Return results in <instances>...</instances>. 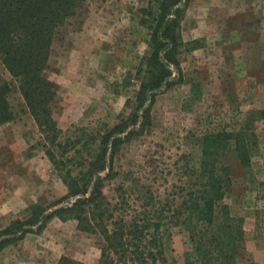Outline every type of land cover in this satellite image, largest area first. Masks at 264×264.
<instances>
[{"label":"rangeland","instance_id":"374dc122","mask_svg":"<svg viewBox=\"0 0 264 264\" xmlns=\"http://www.w3.org/2000/svg\"><path fill=\"white\" fill-rule=\"evenodd\" d=\"M146 2L91 0L79 28L71 24L55 35L44 73L57 85L52 116L63 135L94 132L128 111L123 102L137 89L136 67L147 52V33L137 22ZM180 34L188 43L178 56L180 80L155 95L149 124L121 146L106 195L122 182L133 189L146 184L163 198L183 180L182 156L197 160L200 132L237 128L247 111L264 109V0H189ZM178 75L173 69L172 78ZM8 79L0 65V80ZM8 98L14 117L0 124V228L23 219L31 204L49 206L65 192L18 93ZM253 131L248 168L229 162L231 186L223 202L242 218L237 260L264 264V117L253 121ZM94 241L74 220L53 217L41 231L4 247L0 264H53L61 255L97 264ZM168 247V263L183 264V229L170 228Z\"/></svg>","mask_w":264,"mask_h":264},{"label":"trees","instance_id":"16d2710c","mask_svg":"<svg viewBox=\"0 0 264 264\" xmlns=\"http://www.w3.org/2000/svg\"><path fill=\"white\" fill-rule=\"evenodd\" d=\"M91 0H0V65L9 79L0 80V124L13 119L9 94L18 93L39 133V145L65 192L49 206L31 204L23 219L0 228V251L28 232L41 231L53 217L75 221V228L93 238L97 264H169L170 228L187 237L183 264H256L237 260L242 250V218L223 202L230 190V160L249 166L256 144L253 121L264 109L247 111L237 128L215 127L197 135L198 156H182V181L163 198L146 184L136 188L113 184V161L121 146L142 133L150 122L155 95L180 80V24L189 0H147L138 8V24L146 30L147 52L136 67L137 89L117 121L94 132L64 134L52 116L57 85L44 71L50 45L59 31L79 28ZM187 48V47H186ZM185 48V49H186ZM179 74L172 78V70ZM53 264H81L61 255Z\"/></svg>","mask_w":264,"mask_h":264}]
</instances>
